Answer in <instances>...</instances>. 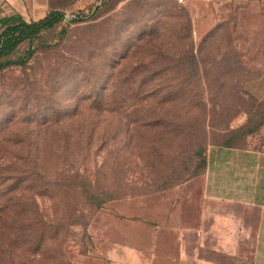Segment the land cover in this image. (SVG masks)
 <instances>
[{"label": "rangeland", "instance_id": "obj_1", "mask_svg": "<svg viewBox=\"0 0 264 264\" xmlns=\"http://www.w3.org/2000/svg\"><path fill=\"white\" fill-rule=\"evenodd\" d=\"M52 9L88 14L0 69V264H139L143 247L251 264L252 235L215 250L212 217L237 208L203 186L211 145L264 144V1L0 0V18Z\"/></svg>", "mask_w": 264, "mask_h": 264}, {"label": "crops", "instance_id": "obj_2", "mask_svg": "<svg viewBox=\"0 0 264 264\" xmlns=\"http://www.w3.org/2000/svg\"><path fill=\"white\" fill-rule=\"evenodd\" d=\"M43 16L30 19L22 17L29 21ZM203 192L211 201L237 208L221 211L212 217L214 238L220 245L215 250L234 256L238 251V242L252 235L251 264H264V144L211 145L206 154ZM199 236L205 245L207 233H199ZM155 249L143 247L136 251L134 255L137 263L156 264L153 258ZM147 255L151 259H147ZM188 261L193 264H211L200 256Z\"/></svg>", "mask_w": 264, "mask_h": 264}, {"label": "trees", "instance_id": "obj_3", "mask_svg": "<svg viewBox=\"0 0 264 264\" xmlns=\"http://www.w3.org/2000/svg\"><path fill=\"white\" fill-rule=\"evenodd\" d=\"M87 14L81 11L73 15L69 20H83ZM69 20H67L63 12L55 9L48 11L43 17L36 20L26 21L18 13L0 18V69L10 65H24L33 54L34 49L29 47L22 56L14 59L11 55L18 47L24 42L32 43L44 31Z\"/></svg>", "mask_w": 264, "mask_h": 264}, {"label": "built area", "instance_id": "obj_4", "mask_svg": "<svg viewBox=\"0 0 264 264\" xmlns=\"http://www.w3.org/2000/svg\"><path fill=\"white\" fill-rule=\"evenodd\" d=\"M174 1H176L177 3H183L184 2V0H174Z\"/></svg>", "mask_w": 264, "mask_h": 264}]
</instances>
